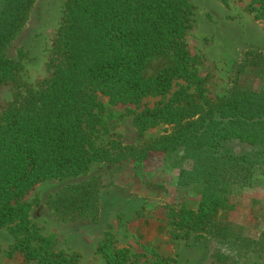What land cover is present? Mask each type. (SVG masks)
Listing matches in <instances>:
<instances>
[{
    "label": "trees",
    "instance_id": "16d2710c",
    "mask_svg": "<svg viewBox=\"0 0 264 264\" xmlns=\"http://www.w3.org/2000/svg\"><path fill=\"white\" fill-rule=\"evenodd\" d=\"M249 1L264 22V0ZM36 2L0 0V86L16 85L0 117V231L13 238L8 255L25 264H82L77 253L56 251L54 236L31 221L32 204L23 197L48 180L87 176L96 164L107 166L108 177L151 152L162 153L165 167L177 171L178 195L199 197L194 210L185 204L176 209L177 228L205 232L238 258L260 248L264 231L260 241L245 236L227 214L236 190L264 176V87L252 89L254 79L264 82V52L243 51L226 93L211 101L185 41L191 0H69L52 43L50 78L22 92L18 73L25 55L15 50L16 60L11 51ZM98 96L112 106L135 107L160 98L140 109L133 123L139 138L162 124L170 129L133 145L112 138L100 146L105 123ZM109 187L103 177H87L48 195L45 205L60 224H96ZM95 253L105 264H134L138 257L111 231Z\"/></svg>",
    "mask_w": 264,
    "mask_h": 264
},
{
    "label": "rangeland",
    "instance_id": "374dc122",
    "mask_svg": "<svg viewBox=\"0 0 264 264\" xmlns=\"http://www.w3.org/2000/svg\"><path fill=\"white\" fill-rule=\"evenodd\" d=\"M69 0H37L30 19L16 40L11 56L18 60L15 50L22 49L19 61L20 91L37 90L51 76L52 43L61 24L64 7ZM192 25L185 35L187 49L194 60L198 76L205 80L204 95L211 101L221 98L243 51L257 49L264 52V22L251 11L249 0H191ZM179 85H186L179 82ZM264 82L252 81V89L259 91ZM16 85L0 86V117L12 101ZM174 89H177L175 87ZM103 106L105 133L98 139L102 146L114 138L133 145L157 137L170 129L167 125L151 128L139 138L133 116L143 107H153L160 98L146 99L142 106H112L107 97L98 96ZM107 166L96 164L87 176L64 180H48L37 184L23 201L32 204L30 219L45 236L56 240V251L77 253L82 264H105L95 253L105 231H111L121 246L127 247L134 264H264V240L260 248L238 258L213 243L205 232L186 233L177 228L176 209L185 204L196 208L199 197L176 193V170L165 167L164 155L151 152L144 162L126 163L108 177ZM100 176L113 184L101 194V210L96 224H68L57 222L45 205L48 195L63 186ZM234 208L227 220L244 229V235L259 240L264 231V176L257 175L248 186L238 188L232 196ZM175 210V212H174ZM176 216V217H175ZM260 241V240H259ZM13 238L7 229L0 231V264H25L21 256L8 253Z\"/></svg>",
    "mask_w": 264,
    "mask_h": 264
}]
</instances>
